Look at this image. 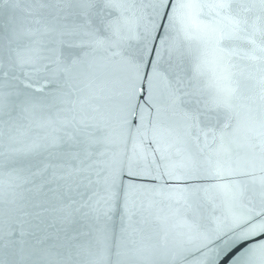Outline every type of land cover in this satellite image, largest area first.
Listing matches in <instances>:
<instances>
[{
  "label": "snow or ice",
  "instance_id": "1",
  "mask_svg": "<svg viewBox=\"0 0 264 264\" xmlns=\"http://www.w3.org/2000/svg\"><path fill=\"white\" fill-rule=\"evenodd\" d=\"M0 264H264V0H0Z\"/></svg>",
  "mask_w": 264,
  "mask_h": 264
},
{
  "label": "water",
  "instance_id": "2",
  "mask_svg": "<svg viewBox=\"0 0 264 264\" xmlns=\"http://www.w3.org/2000/svg\"><path fill=\"white\" fill-rule=\"evenodd\" d=\"M95 61L97 63V73L103 77V75L106 73L107 69L104 67V58H103V53H98L95 55Z\"/></svg>",
  "mask_w": 264,
  "mask_h": 264
}]
</instances>
